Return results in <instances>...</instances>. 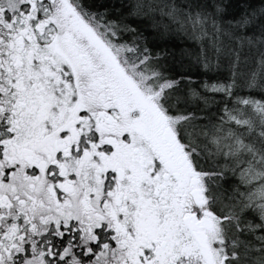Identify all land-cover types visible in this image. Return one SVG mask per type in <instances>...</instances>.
I'll return each instance as SVG.
<instances>
[{
  "label": "snow or ice",
  "instance_id": "obj_1",
  "mask_svg": "<svg viewBox=\"0 0 264 264\" xmlns=\"http://www.w3.org/2000/svg\"><path fill=\"white\" fill-rule=\"evenodd\" d=\"M0 264H264V0H0Z\"/></svg>",
  "mask_w": 264,
  "mask_h": 264
}]
</instances>
